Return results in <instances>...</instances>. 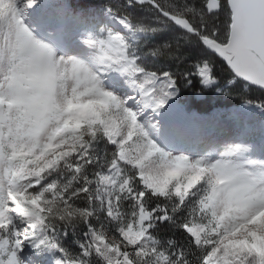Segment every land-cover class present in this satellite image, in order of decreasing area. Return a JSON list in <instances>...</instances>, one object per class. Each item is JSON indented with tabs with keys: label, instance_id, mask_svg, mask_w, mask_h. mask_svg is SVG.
<instances>
[{
	"label": "snow or ice",
	"instance_id": "6c2138e0",
	"mask_svg": "<svg viewBox=\"0 0 264 264\" xmlns=\"http://www.w3.org/2000/svg\"><path fill=\"white\" fill-rule=\"evenodd\" d=\"M42 5L0 0V264H264V160L164 142L216 58L264 93V0H124L106 9L118 29Z\"/></svg>",
	"mask_w": 264,
	"mask_h": 264
},
{
	"label": "rangeland",
	"instance_id": "374dc122",
	"mask_svg": "<svg viewBox=\"0 0 264 264\" xmlns=\"http://www.w3.org/2000/svg\"><path fill=\"white\" fill-rule=\"evenodd\" d=\"M123 4L124 0H43L42 8L38 11L42 12L45 17L52 18L57 17L61 11L66 12L69 22H71L73 16L86 15L94 22L101 25L108 24L110 28L118 29L119 26L106 16V9L110 6H122ZM129 11H131L138 21L145 24H155L151 13L140 8L129 9ZM167 35H171V37L172 35L176 36L178 35V31L174 27H169L165 31L157 33L153 39L156 42H164L167 40ZM76 50L73 48V51ZM148 66L153 67L150 60ZM235 85H238V83L228 85L227 82L221 84L216 80V84L213 86L204 87L200 84L202 87L200 89L206 100L210 99V103L219 104L220 102H224L222 100H224L228 89ZM197 95L196 97H198ZM191 96H194V94L192 95V91H188L186 95H182L180 90L175 97V103L169 108L174 113L171 120L165 119L168 132L164 138V142L167 145L178 152L183 151L194 155H202L207 152L215 154L214 150L221 148L222 143H243L253 147V157L264 158V112L255 105H246L243 100L230 106L223 107L221 105L220 107H214L209 112H199V109L191 108ZM191 131L192 134L190 133ZM25 257L29 261L37 259L31 249L26 250Z\"/></svg>",
	"mask_w": 264,
	"mask_h": 264
},
{
	"label": "trees",
	"instance_id": "16d2710c",
	"mask_svg": "<svg viewBox=\"0 0 264 264\" xmlns=\"http://www.w3.org/2000/svg\"><path fill=\"white\" fill-rule=\"evenodd\" d=\"M175 36L172 35H167V40L168 39H172ZM186 52H189L191 54V57H196L199 55V51L195 48L192 49H185ZM215 67H216V80L221 83L224 84L227 82L228 79H230V74L229 71L227 69L226 64H224L223 61H221L219 58L215 59ZM200 83L197 80H194L193 82V86H189V87H182L181 88V94L182 95H186L188 91H192V95L194 94V96H191V108L192 109H199V112H209L211 109H213L214 107H220L221 105L223 107L225 106H230L233 105L234 103L243 100L242 97L243 96H249L251 97H258V96H264V93L259 92L258 90H254V89H248L247 91H245L243 89V85L241 83H238V85H235L231 88L228 89L227 94L224 97V102H220L219 104L217 103H210L209 100H206L204 94L202 93L201 89H200ZM202 88V87H201ZM198 94V95H197ZM196 95L198 97H196ZM221 100V99H219ZM226 101V102H225Z\"/></svg>",
	"mask_w": 264,
	"mask_h": 264
},
{
	"label": "bare ground",
	"instance_id": "6f19581e",
	"mask_svg": "<svg viewBox=\"0 0 264 264\" xmlns=\"http://www.w3.org/2000/svg\"><path fill=\"white\" fill-rule=\"evenodd\" d=\"M110 21V20H109ZM188 98V97H187ZM179 111V110H178ZM176 112V111H175ZM173 113H174V111L173 110H167V112L165 113V119H167L168 121L169 120H171V117H172V115H173ZM182 119V118H181ZM190 120V119H189ZM167 122V121H166ZM189 123V122H188ZM168 124H170V123H168ZM181 124H182V122H181ZM191 124H193V123H191ZM166 125V124H165ZM190 127H192V126H190ZM195 128H197V127H195ZM194 129V128H193ZM238 129H240V128H238ZM191 130V129H190ZM193 131V130H192ZM192 131L190 132L191 134H192ZM232 131H233V129H232ZM169 132H171V131H169ZM186 132V131H185ZM237 132V131H236ZM212 133V132H211ZM217 133V132H216ZM231 133V132H230ZM182 134V133H181ZM187 134V133H186ZM233 134V133H232ZM171 135V134H170ZM195 135V134H194ZM204 135H205V133H204ZM184 136V135H183ZM201 136V135H200ZM170 137V136H169ZM168 137V138H169ZM192 137H193V135H192ZM196 137V136H195ZM194 137V138H195ZM264 137V136H263ZM209 138V137H208ZM192 139V138H191ZM200 139V138H199ZM182 140V139H181ZM194 140V139H193ZM208 140V139H207ZM182 141H184V140H182ZM181 141V142H182ZM223 144V143H222ZM174 145V144H173ZM219 145V144H218ZM176 146V145H175ZM221 146V145H220ZM182 147V146H181ZM190 150V149H189ZM192 150V149H191ZM195 153H196V151H195Z\"/></svg>",
	"mask_w": 264,
	"mask_h": 264
},
{
	"label": "clouds",
	"instance_id": "9594fccd",
	"mask_svg": "<svg viewBox=\"0 0 264 264\" xmlns=\"http://www.w3.org/2000/svg\"><path fill=\"white\" fill-rule=\"evenodd\" d=\"M251 159H256V160H264V158H259V157H250Z\"/></svg>",
	"mask_w": 264,
	"mask_h": 264
}]
</instances>
